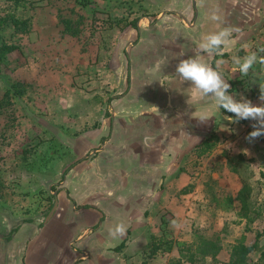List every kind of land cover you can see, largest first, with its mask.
Masks as SVG:
<instances>
[{"label": "crops", "instance_id": "1", "mask_svg": "<svg viewBox=\"0 0 264 264\" xmlns=\"http://www.w3.org/2000/svg\"><path fill=\"white\" fill-rule=\"evenodd\" d=\"M154 3L160 9L156 17L130 20L120 32L109 60L111 74H106L102 60L96 65L88 63L90 68L96 66L97 81L86 84L92 86L86 91L87 101L79 106H84L90 117L72 118L66 121L64 132L54 134L64 146V180L54 197L58 207L49 221L27 219L16 227L9 223L10 227L0 231V264H115L121 260L127 264L125 255L148 254L154 241L164 235L192 243V235L182 231L184 224L191 223L192 227L194 222L203 225L209 221L208 208L216 205L213 201L220 195L238 209L237 216L244 222L253 217L252 213L249 218L240 215L238 197L246 185L252 190L250 203L264 205V136L252 143L245 139L254 130L255 121L234 123L228 118L233 114L217 110L212 100L176 76L178 63L194 57L204 37L231 29L229 43L215 56L201 54L202 62L216 69V62L222 61L217 70L230 84L229 94L237 102L243 97L260 106L264 64L257 62L242 75L232 57L243 58L252 52L264 56L259 51L264 47V0ZM213 16L218 19L213 20ZM199 21L209 29L192 33ZM163 25L178 36L172 39L162 34ZM143 47L145 54L153 55L152 66L160 68L165 66L164 58H171L170 52L177 53L171 70L159 72L152 81L157 88L150 98L142 94L149 81L147 70L139 71L135 78L139 85L135 93L131 85V63L140 57ZM71 106V110L78 108ZM145 184L144 192L139 187ZM211 186L216 187V193ZM125 189L129 191L124 203H118L119 193ZM135 204L142 208L132 210ZM135 214L145 216L138 225ZM254 215L255 221L264 220L259 210ZM121 223L126 234L116 243L109 233ZM12 232L10 241L2 239ZM232 246L228 250L222 242L217 260L228 264ZM163 254L157 252L156 259L144 264H166Z\"/></svg>", "mask_w": 264, "mask_h": 264}, {"label": "rangeland", "instance_id": "2", "mask_svg": "<svg viewBox=\"0 0 264 264\" xmlns=\"http://www.w3.org/2000/svg\"><path fill=\"white\" fill-rule=\"evenodd\" d=\"M154 1L0 0V49L13 48H4L0 53V231L10 227L9 223L16 227L27 219L46 220L64 180V146L54 139V134L64 132L66 121L72 118L90 117L84 106L83 109L79 106L87 101L86 91H90L87 89L92 86L86 84L95 81L98 75L96 66L90 68L88 63L93 61L92 65H96L102 60L106 74H111L109 60L120 40V32H124L130 20L137 21L142 16L156 17L160 9ZM66 21L70 22V29L75 35L65 32ZM167 27L163 25L160 28L162 34L165 32L168 38H176L178 35ZM206 27L199 21L191 32L201 33L210 26ZM144 49L146 47L139 50L140 57L131 63V85L135 93L139 86L135 78L139 71L147 70L149 81L142 94L150 98L153 89L157 88L152 81L159 72L171 70L170 65L177 60L174 58L177 53L170 52L171 58H164L165 66L160 68L152 66L153 55L145 54ZM16 83L22 85L23 94H13L11 90V94L6 95ZM109 83L107 85L111 87ZM71 105H77V110H71ZM94 119L91 117V120ZM189 166L193 168V162ZM146 185L139 188L145 192ZM211 190L214 193L217 191L213 186ZM128 191H120L118 203H124ZM140 192L143 191H135V194ZM213 202L216 205H211L209 212L206 211L209 221L203 225L194 222L192 227L191 223H186L182 231L191 234L193 239L197 234L217 236L228 250L235 241L244 240L247 245L254 246L250 260L257 262L260 253L256 244L261 246L264 242V220L253 223L240 221L238 209L225 195H220ZM255 206L263 214L262 219L264 205ZM255 206L252 211H257ZM141 208L139 204L131 207L132 210ZM133 218L138 225L145 216L135 214ZM2 237L5 240L7 236ZM114 241L117 243L118 239ZM149 253L125 255L123 259L125 263L128 261L127 264L150 263L156 257ZM178 257L177 249L162 256L166 264L175 263ZM115 264H122V260ZM207 264L227 263L209 260Z\"/></svg>", "mask_w": 264, "mask_h": 264}, {"label": "clouds", "instance_id": "3", "mask_svg": "<svg viewBox=\"0 0 264 264\" xmlns=\"http://www.w3.org/2000/svg\"><path fill=\"white\" fill-rule=\"evenodd\" d=\"M213 20L218 19L216 16ZM232 35L231 29H224L220 32L213 33L204 37L196 48V55L188 59L181 60L176 67V76L182 82H189L201 96L212 100L217 108L223 109L228 113L233 114L234 123L241 120L255 121L252 124L251 131L246 137V141L252 143L254 140L264 136V91H260V106H254L250 100L241 97L240 102L234 99L230 93V84L223 78L222 72L217 70L222 65V61H217V68L214 69L211 64L202 62V55L212 57L221 52L222 46L229 43V38ZM264 52V47L259 49ZM232 61L238 66L239 72L242 75H247L249 70L257 62L264 64V56L258 57L256 52L245 55L243 58L233 56ZM165 85L163 81L160 82ZM212 94L209 97V94ZM247 153V152H246ZM113 238H122L126 234L125 226L117 224L114 229H110L109 233Z\"/></svg>", "mask_w": 264, "mask_h": 264}, {"label": "trees", "instance_id": "4", "mask_svg": "<svg viewBox=\"0 0 264 264\" xmlns=\"http://www.w3.org/2000/svg\"><path fill=\"white\" fill-rule=\"evenodd\" d=\"M18 24V23H15ZM65 32L74 34L70 29V22L66 21ZM75 35V34H74ZM12 50L11 47H3L0 49V53L3 49ZM22 85L19 83L13 84L10 91L6 93V95H10L13 91V94H23L24 90L21 89ZM12 90V91H11ZM252 196V190L249 186L246 185L244 189L240 192L238 199L242 203V209L240 215H245L249 218V213L253 212L257 214V211H252V204L250 203V197ZM256 215L250 218V222H254L256 220ZM16 230H13L15 232ZM13 232L6 237V241H10L12 238ZM264 234V232H263ZM262 235V234H261ZM258 239L260 234L257 235ZM122 244L121 247H123ZM256 249L260 253V257L257 262L253 263L250 260V254L255 250L254 246L248 247L245 244L244 240H239L235 245L232 246L230 261L228 264H264V242L259 246V243L256 244ZM177 247L179 252V257L172 264H207L210 260L216 263L217 257L222 251V242L221 239L217 236L206 237L200 234L195 235L194 241L192 243H187L183 241H175L170 237L164 235L161 238H157L154 241L153 247L150 250L149 255L155 256L157 252L161 251L162 253H171L172 250Z\"/></svg>", "mask_w": 264, "mask_h": 264}, {"label": "water", "instance_id": "5", "mask_svg": "<svg viewBox=\"0 0 264 264\" xmlns=\"http://www.w3.org/2000/svg\"><path fill=\"white\" fill-rule=\"evenodd\" d=\"M55 197H57V194L55 195ZM57 207H58V200L55 201L54 206H53L51 212L49 213V215H48L46 221H49L50 218H52V216L54 215V213H55Z\"/></svg>", "mask_w": 264, "mask_h": 264}, {"label": "built area", "instance_id": "6", "mask_svg": "<svg viewBox=\"0 0 264 264\" xmlns=\"http://www.w3.org/2000/svg\"><path fill=\"white\" fill-rule=\"evenodd\" d=\"M263 88H264V83H263Z\"/></svg>", "mask_w": 264, "mask_h": 264}]
</instances>
